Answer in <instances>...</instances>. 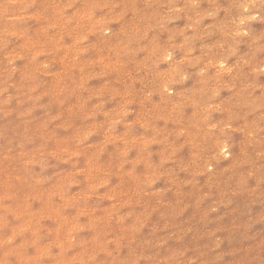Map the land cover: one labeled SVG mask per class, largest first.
Instances as JSON below:
<instances>
[{"label": "rangeland", "instance_id": "374dc122", "mask_svg": "<svg viewBox=\"0 0 264 264\" xmlns=\"http://www.w3.org/2000/svg\"><path fill=\"white\" fill-rule=\"evenodd\" d=\"M0 264H264V0H0Z\"/></svg>", "mask_w": 264, "mask_h": 264}]
</instances>
